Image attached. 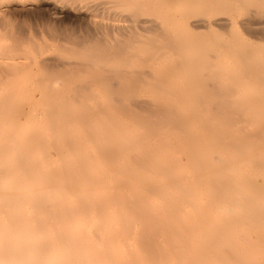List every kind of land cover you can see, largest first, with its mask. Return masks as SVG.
<instances>
[{"label":"bare ground","instance_id":"obj_1","mask_svg":"<svg viewBox=\"0 0 264 264\" xmlns=\"http://www.w3.org/2000/svg\"><path fill=\"white\" fill-rule=\"evenodd\" d=\"M230 60L207 61L226 71ZM9 86L0 264H264V108L180 112L178 127L153 135L112 123L93 142L52 145L32 141L46 130L24 85Z\"/></svg>","mask_w":264,"mask_h":264},{"label":"rangeland","instance_id":"obj_2","mask_svg":"<svg viewBox=\"0 0 264 264\" xmlns=\"http://www.w3.org/2000/svg\"><path fill=\"white\" fill-rule=\"evenodd\" d=\"M196 17L228 23L190 28ZM220 55L233 67L208 63ZM14 81L46 130L32 141L52 145L112 123L153 135L180 112L264 108L232 105L264 102V0H0V106Z\"/></svg>","mask_w":264,"mask_h":264}]
</instances>
